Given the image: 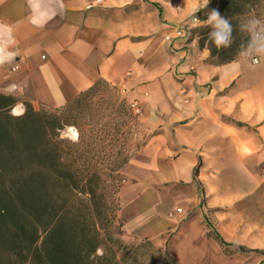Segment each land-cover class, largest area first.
Here are the masks:
<instances>
[{
    "label": "crops",
    "instance_id": "0c3cea01",
    "mask_svg": "<svg viewBox=\"0 0 264 264\" xmlns=\"http://www.w3.org/2000/svg\"><path fill=\"white\" fill-rule=\"evenodd\" d=\"M198 2L62 0L39 28L27 0H0V21L14 26L19 53L0 66V92L15 84L23 91L14 95L36 109L58 107L99 78L125 95L145 92L146 112L160 118L147 123L157 133L118 174L126 232L185 264H218L222 248L205 236L206 215L225 241L257 249L264 264V61L207 62L205 46L188 40L191 24L182 30Z\"/></svg>",
    "mask_w": 264,
    "mask_h": 264
},
{
    "label": "trees",
    "instance_id": "16d2710c",
    "mask_svg": "<svg viewBox=\"0 0 264 264\" xmlns=\"http://www.w3.org/2000/svg\"><path fill=\"white\" fill-rule=\"evenodd\" d=\"M257 6L264 0H211L195 13L217 9L234 26L230 48L217 50L208 42L207 62L238 57L245 42L239 24ZM262 15L264 10L256 14ZM210 31L191 28L188 40L199 33L203 47ZM119 93L99 78L58 107L36 109L27 99L0 92V264H185L147 237L122 239L114 231L122 225L119 171L157 133L143 130L138 102ZM19 101L27 112L15 118L9 113ZM66 127L76 130V138L63 134ZM201 193L202 205L203 188ZM203 221L205 236L225 253L258 251L225 241L206 215Z\"/></svg>",
    "mask_w": 264,
    "mask_h": 264
},
{
    "label": "clouds",
    "instance_id": "9594fccd",
    "mask_svg": "<svg viewBox=\"0 0 264 264\" xmlns=\"http://www.w3.org/2000/svg\"><path fill=\"white\" fill-rule=\"evenodd\" d=\"M209 0H199L197 6L188 13L192 28L208 27L211 31L208 33V41L205 43V56L211 55V49L207 47L209 41L217 50L228 49L234 42V26L229 18L220 14L217 9H211L207 13V19L200 20L195 13L208 6ZM29 9L28 20L35 26L42 28L50 20L58 15L63 9L62 0H27ZM239 31L243 34L244 43L240 46L238 56L253 62L264 61V19L251 16L246 20H242L239 24ZM200 38L192 41L191 46L198 47ZM16 37L14 26L0 21V66L12 64L19 55L16 49ZM238 60L232 62V67L240 68ZM19 89L17 85H9L5 91V95H14ZM27 107L22 102H17L11 106L10 115L15 118L24 116Z\"/></svg>",
    "mask_w": 264,
    "mask_h": 264
},
{
    "label": "rangeland",
    "instance_id": "374dc122",
    "mask_svg": "<svg viewBox=\"0 0 264 264\" xmlns=\"http://www.w3.org/2000/svg\"><path fill=\"white\" fill-rule=\"evenodd\" d=\"M262 10H264V6H257L256 10L250 11V13L247 15H248V17L256 16V14L258 15ZM207 13L208 12L203 14L202 17H200L201 15H199V19L202 21L207 19ZM199 35H200L199 33H195V35H194L195 39L199 38ZM206 42H207V40L205 41V43ZM119 95L120 96H127L129 98V100H134V101L138 102V105L141 109V112L138 113V117H139L140 122L142 124L143 130L146 133L151 134L154 131H156V132L158 131L157 128L152 129V127H148V125H147V123L149 121L153 122L155 124V122H157L159 120L160 115L156 112V110H151L149 113L146 112L145 101H146L147 94L145 92H143L139 95H125L122 92H120ZM42 106H45V105L40 104L39 108ZM72 128L73 127H66L63 131V134L65 136L73 138L72 137V135H73ZM262 163H264V162H262ZM260 167H261V165H260ZM208 222H209V220H208ZM114 231H115L116 235L122 239H126L128 236V233L124 229L123 225H120V224L116 225ZM235 245H239V244H235ZM227 249H231V247H229ZM262 252H264V250H262ZM216 256H217L218 264H258V257H261L260 253H255V252L229 254V253H227V252L225 253L223 250H219V249L217 251ZM247 257H249V258H247Z\"/></svg>",
    "mask_w": 264,
    "mask_h": 264
},
{
    "label": "built area",
    "instance_id": "2783aa9c",
    "mask_svg": "<svg viewBox=\"0 0 264 264\" xmlns=\"http://www.w3.org/2000/svg\"><path fill=\"white\" fill-rule=\"evenodd\" d=\"M195 16H196L197 18H199V16H197L196 14H195ZM189 25H190V19H189V21H188L187 23H185V24L182 26V30H183V29L186 30V27L189 26ZM165 38L168 39V38H169V35H165ZM261 169L264 170V163L261 164Z\"/></svg>",
    "mask_w": 264,
    "mask_h": 264
}]
</instances>
